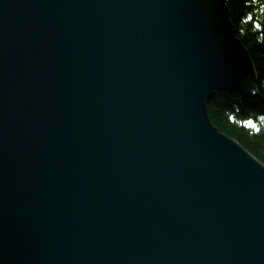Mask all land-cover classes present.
I'll use <instances>...</instances> for the list:
<instances>
[{"label":"water","instance_id":"95a60500","mask_svg":"<svg viewBox=\"0 0 264 264\" xmlns=\"http://www.w3.org/2000/svg\"><path fill=\"white\" fill-rule=\"evenodd\" d=\"M255 81L226 0H0V264H264Z\"/></svg>","mask_w":264,"mask_h":264},{"label":"trees","instance_id":"16d2710c","mask_svg":"<svg viewBox=\"0 0 264 264\" xmlns=\"http://www.w3.org/2000/svg\"><path fill=\"white\" fill-rule=\"evenodd\" d=\"M235 37L255 71L252 95L221 92L206 104L212 126L264 166V0H226Z\"/></svg>","mask_w":264,"mask_h":264},{"label":"rangeland","instance_id":"374dc122","mask_svg":"<svg viewBox=\"0 0 264 264\" xmlns=\"http://www.w3.org/2000/svg\"><path fill=\"white\" fill-rule=\"evenodd\" d=\"M227 5V4H226ZM227 9H228V7H227ZM248 54V53H247ZM255 85V84H254Z\"/></svg>","mask_w":264,"mask_h":264},{"label":"bare ground","instance_id":"6f19581e","mask_svg":"<svg viewBox=\"0 0 264 264\" xmlns=\"http://www.w3.org/2000/svg\"><path fill=\"white\" fill-rule=\"evenodd\" d=\"M255 86V85H254Z\"/></svg>","mask_w":264,"mask_h":264}]
</instances>
